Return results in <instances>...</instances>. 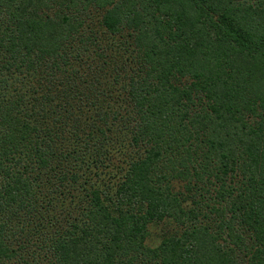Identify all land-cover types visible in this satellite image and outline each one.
Returning a JSON list of instances; mask_svg holds the SVG:
<instances>
[{
	"label": "trees",
	"instance_id": "16d2710c",
	"mask_svg": "<svg viewBox=\"0 0 264 264\" xmlns=\"http://www.w3.org/2000/svg\"><path fill=\"white\" fill-rule=\"evenodd\" d=\"M0 264H264V0H0Z\"/></svg>",
	"mask_w": 264,
	"mask_h": 264
}]
</instances>
